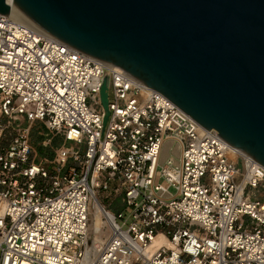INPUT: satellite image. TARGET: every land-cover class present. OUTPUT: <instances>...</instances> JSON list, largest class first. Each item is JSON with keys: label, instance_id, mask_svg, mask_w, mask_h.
<instances>
[{"label": "built area", "instance_id": "built-area-1", "mask_svg": "<svg viewBox=\"0 0 264 264\" xmlns=\"http://www.w3.org/2000/svg\"><path fill=\"white\" fill-rule=\"evenodd\" d=\"M36 122L42 149L62 139L42 159ZM218 134L122 68L0 14V264H85L93 199L110 230L98 264H264V168Z\"/></svg>", "mask_w": 264, "mask_h": 264}, {"label": "water", "instance_id": "water-1", "mask_svg": "<svg viewBox=\"0 0 264 264\" xmlns=\"http://www.w3.org/2000/svg\"><path fill=\"white\" fill-rule=\"evenodd\" d=\"M12 7L159 91L264 168V0H0V14Z\"/></svg>", "mask_w": 264, "mask_h": 264}, {"label": "bare ground", "instance_id": "bare-ground-1", "mask_svg": "<svg viewBox=\"0 0 264 264\" xmlns=\"http://www.w3.org/2000/svg\"><path fill=\"white\" fill-rule=\"evenodd\" d=\"M8 2L11 3V0H8ZM10 15L12 17L16 18L17 20H19V21H21V22H23V23H25V24L33 27V28L39 29L34 23L29 21L22 14H20L14 7H12ZM243 164H244L245 173H248L249 167H248L247 161L244 160ZM92 208L94 210V214H93L94 226L92 229H93V232L95 234L94 235L95 236V244H98V248L97 247H96V249L91 248L87 251V256L85 258V264H98V259H99L100 253L103 249L102 247H104V244L106 243V240L110 234V230L107 228L106 213L104 211L103 206L97 200L93 199L92 200ZM104 228H107V231H105ZM93 255H94V257L96 256L97 258L93 259L92 258Z\"/></svg>", "mask_w": 264, "mask_h": 264}, {"label": "rangeland", "instance_id": "rangeland-1", "mask_svg": "<svg viewBox=\"0 0 264 264\" xmlns=\"http://www.w3.org/2000/svg\"><path fill=\"white\" fill-rule=\"evenodd\" d=\"M31 130H32V142H33V145L35 148V152H36V154H38V157L40 159L53 155L55 150L62 144V139L60 137H53L51 139V142L49 143V145L46 148L42 149L43 148L42 147V141H43V135L42 134L45 132V129L43 128V126L40 123L36 122V123H33ZM43 150H44V153H42ZM239 166L242 168L243 164L240 162ZM170 191L172 193H175L174 188H171ZM256 194L264 197V183L259 187ZM106 203H108V202H106ZM91 210H92V215L90 217V234H91L90 237H91V239L89 242L88 250L91 248H95V249H96V247L98 248V244H95V236H94L95 234H94L93 229H92L94 226V217H93L94 210H93V208ZM104 230L107 231L106 228H104ZM92 258L96 259L97 257L96 256L94 257V255H93Z\"/></svg>", "mask_w": 264, "mask_h": 264}]
</instances>
